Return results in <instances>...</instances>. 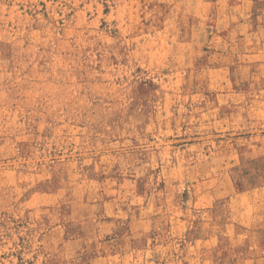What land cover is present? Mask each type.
<instances>
[{
	"label": "rangeland",
	"instance_id": "rangeland-1",
	"mask_svg": "<svg viewBox=\"0 0 264 264\" xmlns=\"http://www.w3.org/2000/svg\"><path fill=\"white\" fill-rule=\"evenodd\" d=\"M0 264H264V0H0Z\"/></svg>",
	"mask_w": 264,
	"mask_h": 264
}]
</instances>
